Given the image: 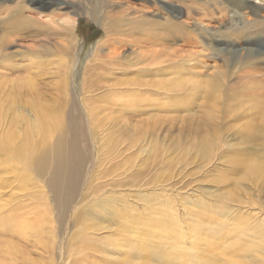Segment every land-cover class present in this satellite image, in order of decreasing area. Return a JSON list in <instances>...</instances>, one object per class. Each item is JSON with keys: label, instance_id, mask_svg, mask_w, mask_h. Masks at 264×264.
<instances>
[{"label": "bare ground", "instance_id": "bare-ground-1", "mask_svg": "<svg viewBox=\"0 0 264 264\" xmlns=\"http://www.w3.org/2000/svg\"><path fill=\"white\" fill-rule=\"evenodd\" d=\"M26 1L31 5L35 3L34 0ZM46 1L48 2L41 6L42 8H47L58 3L56 0ZM76 1L78 3L81 2L83 7L81 8L72 2L58 3L64 6V10L71 11L67 12L68 14L72 13L76 17L69 19L67 16L64 18L58 16L61 18V31L59 33H53L50 28L47 27V29H44L42 25H39L40 29H30V23L33 19L29 16H24L27 9L23 1L0 0V4L10 2L15 5L13 7V12L15 14L12 13L9 17H14V19L18 18V29L12 36L16 34L19 35V33L22 35L20 39L10 40L3 39L0 35V89H3V85L12 84V89L9 94H7V99L10 101L3 98L0 99V120L3 119L5 111L12 108L11 106L16 103L15 93L17 91L26 88L25 93L17 97H24V102H27L29 95L28 90H33V87L37 84L39 85L41 82H43V85L52 83L49 80V82L45 84V77L52 78L57 74L56 81H53L60 92V100L57 105L54 104L53 107H48L47 105L52 103H46L45 105L42 104L39 106L37 109L38 111L34 109L36 115L39 117V121H37L38 124L36 123L33 125L37 127L39 133V140L35 144H33L34 140L31 136L29 137L28 134L30 131L29 124L19 129V126H22V117L15 115V118L12 116L8 123V127H4L0 121V180L3 179L0 188L7 189V187H10L9 185L11 183L15 182V187L22 191L24 187L20 188V184H23V181H29L30 179L36 184L38 182L36 178L40 180L46 178L45 184H47L48 191L50 190L52 195L51 200L58 212L59 219L61 221L64 220V222L67 219L69 205H75L76 203V200L73 203L70 201L74 192L77 191V195L81 194L82 201L87 197V193L89 194L90 191L94 190L97 192L105 186H97L96 189L94 188L93 176H95V171L91 174L89 169L95 167L99 169L98 172L101 173L103 160L101 156L102 142H100L99 138V136H101L99 132L102 130L100 125L104 127V131H107V129H105L107 125L105 121L109 120L110 114L114 111H112L113 109L111 111L107 110V107L111 106H108V104L106 107L96 104V107L93 108L92 106L95 103L99 100L101 101V99H105L112 91L117 90V94L111 101H114L112 106L117 107V114L119 118H122V116L127 113L124 112V110L128 111L129 109L130 111H134L133 115H137L138 112L140 114H147L154 110H163L164 108L166 110L167 105H170L169 103L163 102L166 99L172 101L173 104L182 105V97L187 96L188 91L192 97L198 96L199 98L201 90H205L206 95L204 96L206 99L220 105L225 92L224 89H221L222 87H217L216 82H218V79H216V76H218L219 69L216 70V68H214L211 74H209L207 78H204V80L201 78V73H199L198 79L188 76L192 73L186 71L183 66L194 61L201 53L188 52L182 54L179 48H173L174 44L171 43L177 40H181L182 42V24L181 27L179 24L174 26L173 23L168 21L166 15L162 16L163 22H154L146 17V14L150 13L147 7L142 6L137 8L127 0H98L95 4H92L91 8L88 7V4H85V0ZM236 4H242V2ZM262 9L264 8L258 7L255 11L258 12ZM176 10L178 11L179 9L176 8ZM130 12H134L138 15L130 17ZM34 15L39 14L38 12H34ZM80 15H83L89 21L100 24L105 32V40L101 42L102 44L100 47L95 49L92 58L85 64L81 74V97H78V104L85 109V114L89 121V127L87 129H85L83 125V136L86 146H84L82 140L79 139L77 130L78 126H80V130L82 129L80 120L81 114L77 111V104L71 93V84L73 83L72 80L77 69L76 56L74 54L77 44L75 24L77 17H80ZM56 34L60 37H64L62 39L67 41V44L65 47H62L61 44L59 45L58 51L55 52V58L46 60L41 56H28L29 51L33 52L37 47H39V49L40 47L44 48L45 46L42 43H45L48 39H55L54 37L57 36ZM185 40V42H190L187 39ZM10 43H15L19 49H23V51L21 50L22 52H20L18 50L17 52L5 53ZM107 43L108 47L106 45ZM104 45L108 50L106 53L101 51V46ZM124 50L129 51V54H124ZM16 56L22 57L23 64L17 65L10 62V60ZM53 66L55 67L56 73L52 71L46 73V70ZM14 72H18L19 75L14 74ZM258 72H260V69L256 68L254 65L247 74L254 75L255 73L258 76H264V73L260 74ZM249 85L253 87V83ZM13 87L17 90H13ZM118 91H120V93ZM34 93L35 94L32 95L37 96L35 100L37 101L39 99V94L35 91ZM94 93L98 95H90ZM204 96L202 98H204ZM131 99H135V102H130ZM236 101L237 97L234 96L225 100L227 112L230 111V103L233 104L232 107L240 106L239 104H235ZM247 103L250 104L248 107L250 114L246 122V127L252 129L254 132L246 136V146L258 152H264V93L258 92L256 99L253 98L250 100V103ZM62 104L66 106L70 105L69 112L64 109L65 106ZM31 106L35 107L34 104ZM140 107L142 111H138ZM10 112L11 111H9V113ZM106 113L109 116H107ZM99 115H104L105 119L99 118ZM155 116L150 117L152 123L150 122L147 124L146 131H143V137L149 136L152 148H154L153 151L158 152V155L161 156L165 155L167 151L157 146L158 134L163 133L165 130L162 128H167V126V133L174 129L175 127L173 128V126L175 125L174 122L176 119L170 117L164 119L165 117L163 116L156 121L153 119ZM64 117L66 118V123ZM227 117L232 120L237 118V116L232 113H228ZM96 119H98V121ZM38 125L40 126L39 128ZM114 126L118 125L115 124ZM231 128L233 129V127ZM19 130L23 132L20 136L17 134ZM177 131L178 135H182V126L178 127ZM198 135L199 137L195 140V143L189 146L187 145L188 141H186V138L183 136L182 138L184 140L182 144L181 142L177 143L178 146H176V148L182 147L180 149L187 151L191 146H195V151L198 152V154L201 153V155H205L207 151L220 147L222 140H224L221 139L222 135L218 139L215 138L213 140L208 136V138H206L202 137L200 134ZM161 136L164 135L161 134ZM223 136L225 135L223 134ZM65 137L66 140H64ZM127 139L131 142L130 146L134 147L135 140L130 138ZM93 142L96 144L94 147L96 152L91 157V143ZM109 143V150L111 151V149L116 146L117 140L115 141L109 138ZM235 147L240 148L242 144H237ZM84 153L87 154V157ZM88 156H90V159ZM159 156H156L157 159H159L158 164H162L165 167H163L164 169H169L170 165L168 161H164L165 159L163 158H158ZM204 157L205 156H203V158ZM93 158H95L94 162H92ZM226 160L231 170H234V167H241V173L244 179H254V182H259L264 178V163L254 162L257 160L238 159L232 156V153L228 155ZM109 173L106 170L103 173L105 175L104 177L110 176ZM113 173H115V170H113ZM86 174L89 175L90 178H88L89 182L83 189L81 185L84 175ZM11 178H14V181L9 183ZM227 181L235 187L239 184V179L236 178L228 179ZM81 190L84 191L81 193ZM110 197L109 195L107 203L109 207L111 206L113 209L111 215L115 220L108 219L110 216L107 214L104 215V218L107 222H114V225H117L115 234L123 236V239L113 242L116 249L114 247L113 250H109L108 248H104L103 250L100 249L102 252L100 259L95 260V262L93 260H88L86 250L92 253L91 249L96 251L99 247L84 233L89 234L87 232L88 227L94 226L96 228L97 222L86 224L88 220H86L85 213L81 212V210H77L73 216L75 223H80V226L78 232L73 235L71 240L78 248L82 249V254L78 258L77 264H106L104 260L108 257H103L104 254H109V252L110 254H114L118 251L125 255V257L120 258L117 256L116 259L111 258L109 260L113 263L110 264H115L114 262H117V264H170V260H168L169 257L177 264H183L181 263L183 257H188L189 259V253L186 254L185 251H188L187 249L189 248L192 249L196 247V245H194V240L197 241L198 239L205 242L213 249H216L213 241L219 243V245L222 243L224 247V250H219V247H217L219 251L216 252L218 253L212 254L211 250L207 255H203L206 261L203 260L202 264H264V222H261L259 226L254 228L245 225V222L243 223L239 219H234L230 222L228 219H224V215L229 211L226 206H216L217 209L212 210L207 208L203 202L196 201L191 204L192 207H188L190 209L187 211L189 218L187 231L191 233L192 236H190V241H188L191 244L186 246V244H188L186 240L189 239L182 237L184 232H182V229L176 223L177 215H174L173 209H170L167 204L162 203L157 206L148 207L143 217L147 222L141 227H137L139 215L135 213L134 208L128 206L129 204L124 198L122 205H120L119 203L111 201ZM39 198L40 200H38L36 195H33V203L29 206V210L27 211V213L34 211L38 215L36 218L38 220L32 221L29 226L33 225L34 230L40 235L49 234L46 228L47 218L49 217L47 213L48 209L42 202V197L39 196ZM125 198L128 199V197ZM10 203L11 202L0 199V264L19 263L18 255H21V250L16 247L15 244H12L11 237L13 234L15 235L23 231V229L25 231L24 219L26 214L23 215L21 212L20 215L17 214L18 211L24 208V205H11ZM140 232H150L154 238H151L150 235L146 236L141 234ZM128 233H130V237ZM173 233H178L180 235V238L177 239V243H179L177 245L180 247L174 251L167 248L171 240L170 236ZM81 234L82 236H79ZM244 237L250 240L246 241ZM173 244L175 245V243ZM150 246L153 248L152 250H150ZM119 247L125 250L121 248L118 249ZM151 251L155 253L156 256L151 257ZM98 257L99 256H97V258Z\"/></svg>", "mask_w": 264, "mask_h": 264}, {"label": "rangeland", "instance_id": "rangeland-1", "mask_svg": "<svg viewBox=\"0 0 264 264\" xmlns=\"http://www.w3.org/2000/svg\"><path fill=\"white\" fill-rule=\"evenodd\" d=\"M21 1H23L27 9L24 16H29L33 19L30 23V29H40L39 25H42L44 29H47V27L50 28L53 33H59L61 31V18L58 16L62 18L67 16L69 19L76 17L72 13L68 14L67 12L71 11L64 10V6L58 3L72 2L81 8L83 7V4L81 2L78 3L76 0H56L58 1L56 4L59 6L53 4L47 8L41 7L48 2L46 0H34V5H31L26 0ZM96 1L98 0H85V4H88V7L91 8L92 4H95ZM127 1L130 4H134L137 8L142 6L147 7L150 13L146 14V17L154 22H163L162 16L166 15L168 21L173 23L174 26L179 24L181 27L182 24V42L181 40H177L171 43L174 44L173 48H179L182 54L188 52L201 53L194 61L185 64L183 67L186 71L192 73L188 76L198 79L197 77L199 73H201V78H203V80L211 74L214 68H216V70L219 69L218 76H216L218 82L216 83L217 87H222L221 89L225 91L223 99L219 105L206 99L204 96L206 95L205 90H201L199 98L198 96L192 97L188 91V95L182 97V105L173 104L172 101L166 99L163 102L170 104L167 105L166 110L164 108L163 110H154L147 114H140L138 112L137 115H133L134 111H130L129 109L128 111L124 110V112L127 113L122 116V118H119L116 110L117 107L112 106L114 101H111L117 94V90H111L112 93H109L105 99L99 100L92 106L95 108L96 104H100L106 107L108 104V106H111L107 107V110L111 111L113 109L112 111H114L110 116L107 114L108 112L106 113L107 116H109V120L105 121L107 123L105 129H107V131H104V127L100 125L102 130L100 129L99 135L101 136H99V138L100 142H102L101 156L103 160L101 173H99V169L95 167L89 169L91 174L95 171V176H93L94 188L96 189L97 186H105L97 192L94 190L90 191L89 194L87 193V197L82 201L81 194L77 195V191L74 192L70 201L73 203L76 200V203L75 205H69V211L67 212V219L65 222L64 220L61 221L58 217V212L51 200L52 195L50 190L48 191L47 184H45L46 178L41 180L36 178L38 181L36 184L30 179L29 181H23V184H20V188L24 187L22 191L15 187V182L11 183L14 181V178L9 180V183H11L9 188H0V199L11 202V205H24V208L18 211L17 214L20 215V212L23 213V215L26 214L24 219L25 231L23 229V231L18 232V234L16 233L17 235L13 234L11 237L12 244H15V246L21 250V255H18V264H77L78 258L82 254V249L78 248L76 244L71 241L73 235L78 232L80 226V223H75L73 216L77 210H81V212L85 213L86 220H88L86 224L97 222L96 228L94 226L88 227L87 232L89 234L84 233L99 247L96 251L91 249L92 253L86 250L88 260H93L95 262V260L100 259L102 256L100 249L103 250L104 248H108L109 250H113V247L116 249L113 242L117 240L121 241L123 236L116 235L115 231H117V225H114V222H107L104 218V215L107 214L110 216L108 219L115 220L111 215L113 209L111 206L109 207L107 203L109 195L111 196V201L122 205L124 198L125 201L128 202V206L134 208L135 213L139 215L137 227H141L147 222L143 217L148 207L157 206L162 203L167 204L170 209H173L174 215H177L179 221L176 219V223L182 229V232H184L182 237L189 239L186 240L188 243L186 246L191 244L188 241H190V236H192L191 233L187 231L189 219L187 211L190 209L188 207H192L191 204L196 201L203 202L207 208L212 210L217 209L216 206H226L229 211L224 215V219H228L230 222L234 219H239L243 223L245 222V225H249V227L253 228L259 226L261 222H264V178L259 182H254V179H244L241 173V167H234V170H231V167L226 162V158L232 153V156L238 159L257 160L254 162L264 163V152H258L246 146V136L254 132L252 129L246 127V122L250 114V111H248L250 104L247 102L250 103V100L253 98L256 99L258 92L264 93V76H258L255 73L254 75L247 74L254 65L256 68L260 69L258 73H264V9L258 12L255 11L258 7L264 8V0ZM239 2H242V4H236ZM14 6L15 5L10 2L0 4V35L6 40L20 39L22 36L20 33L19 35L16 34L12 36L18 29V18L14 19V17H9L10 14L14 13ZM176 8L179 10L177 11ZM34 12H38L39 15H34ZM133 13L134 12H130L129 16L133 17L138 15ZM75 34L77 36V44L74 54L76 56L77 69L72 80L71 93L77 104V111L82 117V119L80 117L82 129L80 130V126H78L77 130L79 139L82 140L84 146H86L84 143L85 138L83 136V129L84 126L85 129L89 127V121L86 117L85 109L78 104V97H81L80 80L85 64L92 58L95 49L100 47L102 44L101 42L105 40V32L100 24L89 21L83 15H80V17H77L75 24ZM56 35L57 36L54 37L55 39H48L45 43H42L45 46L44 48L40 47L39 49V47H37L33 52L29 51L28 56H41L46 60L55 58V52L58 51L59 45L61 44L62 47H65L67 44V41L62 39L64 37H60L58 34ZM185 39L190 42H185ZM106 45L108 47V43ZM107 47L105 45L101 46V51L106 53L108 51ZM18 50L20 52L23 51V49H19L15 43H10L5 53L17 52ZM123 53L128 55L129 51L124 50ZM10 62L17 65L23 64L22 57L17 56L12 58ZM50 71L56 73L55 67L48 68L46 73ZM14 74L19 75L18 72H14ZM45 78V84L49 82V80L52 83L43 85V82H41L39 85L37 84L33 87V90H28L29 95L27 102H24V97H17L18 95L21 96V94H24L26 88L17 91L15 93L16 103L11 106V110L5 111L3 119L0 120L4 127H8V123L12 116L15 117V115H17L22 117L23 122L21 123L22 126H19V129L29 124L30 131L28 134L29 137L31 136L34 140L33 144L39 140L37 127L33 126L39 121V117L36 115L34 109L37 110L39 106L42 104L45 105L46 103H52L47 106L53 107V105H57L60 100L59 89L57 85L54 84L57 74L55 77ZM251 83H253V87L249 85ZM2 88L3 89H0V99L3 98L10 101L7 99V94L11 91L12 84L3 85ZM13 90L17 89L13 87ZM34 91L39 94V99L37 101H35L37 96L32 95L35 94ZM118 92L120 93V91ZM95 94L98 95L97 93L90 95ZM203 96L204 98H202ZM231 96L237 97L235 104H239L240 106L232 107L233 104L230 103V107L228 106L230 111L227 112L225 100ZM134 100L135 99H131L130 102H135ZM33 104L35 107L31 106ZM64 106V109L69 112L70 105ZM9 111L11 112L9 113ZM138 111H142V108L140 107ZM228 113L236 115L237 118L234 120L229 119L227 117ZM152 116H155L153 119L156 121L163 116L165 117L164 119L169 117L176 119L174 122L175 125L173 126V128L175 127L174 129L167 133L166 130L168 126L166 125L167 128H162L165 131L158 134L157 146L167 151L165 155L159 156L158 152L153 151L154 148H152L149 136L143 137V131H146L147 124L151 122L150 117ZM99 118L105 119L104 115H99ZM96 120L98 121V119ZM64 121L66 123L65 117ZM115 124L118 126H114ZM180 126H182V135H178L177 131V128ZM39 127L38 125V128ZM231 127H233V129ZM119 130L122 135L119 134ZM17 134L19 136L23 134L22 130H19ZM161 134L164 136H161ZM198 134L202 137H210L211 140L215 138L218 139L222 135L221 139L224 140H222L221 146L218 147L219 149L215 148L207 151L205 155H201V153L198 154V152L195 151V146H191L187 151L180 149L182 147L176 148V146H178L177 143L181 142L182 144L184 140L182 138L183 136L186 138V141H188L187 145L189 146L195 143V140L199 137ZM223 134L225 136H223ZM109 138L115 141L117 140L116 146L113 147L111 151L109 150ZM127 138L135 140L134 147L130 146L131 142H129ZM64 140H66V137ZM237 144H242V147L236 148L235 145ZM91 145L92 154L90 155L92 157L96 152L94 149L96 144L93 142ZM84 155L86 156L87 154L84 153ZM156 156L165 159L164 161H168L170 168L164 169L165 167L162 164H158L159 159H157ZM203 156L205 157L203 158ZM88 157L90 159V156ZM155 157L156 160L154 161ZM94 159L95 158H93L92 162H94ZM106 170L108 173L110 172V176L108 177H104L105 175L103 174ZM113 170H115V173H113ZM88 178H90L89 175H84L81 188H85L86 184L89 182ZM233 178L239 179L237 187L231 185L227 181ZM2 182L3 179L0 180V185ZM83 191L84 190H81V193ZM33 195H36L38 200H40L39 196L42 197V202L47 206L49 217L47 218L46 228L49 234L40 235L34 230L33 225L29 226L32 221L38 220L36 219L38 216L36 212L32 211L31 213H27L29 206L33 203ZM125 197H128V199ZM141 234L146 236L150 235L151 238H154L150 232ZM172 235L170 236L171 240L167 248L174 251L180 247L177 245L179 244L177 243V239L180 238V235L178 233H173ZM79 236H82V234ZM128 236L130 237V233H128ZM244 239L246 241L250 240L246 237H244ZM173 243H175V245ZM194 243L196 247L192 249L189 248L187 249L188 251H185L186 254L189 253V259L188 257H183L181 263L202 264L203 260L206 261L203 255H207L211 250L212 254L218 253L216 251L224 250L222 243L219 245V243L215 241H213V243L216 249L208 246L200 239L197 241L194 240ZM217 247H219V250H217ZM120 248L121 247L118 249ZM149 248L150 250L153 249L151 246ZM150 255L151 257L156 256L152 251ZM97 256L99 257L97 258ZM117 256L120 258L125 257V255L119 251L114 254H110L109 252V254H104L103 257H108L104 261H106V264H110L113 262L109 259H116ZM168 260H170V264H177L171 260L170 257ZM114 263L117 264V262Z\"/></svg>", "mask_w": 264, "mask_h": 264}]
</instances>
